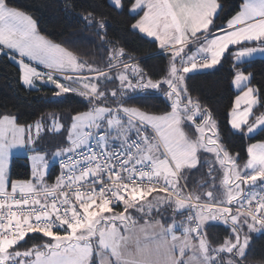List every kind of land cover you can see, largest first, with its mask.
<instances>
[{
	"label": "snow or ice",
	"instance_id": "1",
	"mask_svg": "<svg viewBox=\"0 0 264 264\" xmlns=\"http://www.w3.org/2000/svg\"><path fill=\"white\" fill-rule=\"evenodd\" d=\"M112 5L126 7L123 0ZM221 8L218 0L131 3L132 30L154 38L168 56L163 76L154 80L121 47L109 48L106 69L82 61L41 35L31 15L0 0V55L16 63L22 84L33 89L50 83L56 97L71 92L88 105L69 124L56 113L34 124L0 113V264H250V233L264 230V139L247 145L240 165V154L223 142L219 120L192 97L187 81L231 57V83L240 94L227 113L229 130L242 140L264 137V84L254 86L253 74L241 67L264 54V0H244L218 26ZM81 19L106 35L105 20L91 14ZM101 40L110 43L103 35ZM130 92H158L168 110L128 107ZM45 129L66 133L67 146L54 153L61 171L53 184L46 180L48 155L36 148ZM110 141L118 148H110ZM16 148L33 153L30 179L10 180ZM215 163L223 170L220 183L212 177L213 190L190 189L189 174L208 165L211 176ZM168 211L172 215L164 216ZM210 222H222L227 230L215 244L206 231ZM30 233L48 239L20 251Z\"/></svg>",
	"mask_w": 264,
	"mask_h": 264
},
{
	"label": "trees",
	"instance_id": "2",
	"mask_svg": "<svg viewBox=\"0 0 264 264\" xmlns=\"http://www.w3.org/2000/svg\"><path fill=\"white\" fill-rule=\"evenodd\" d=\"M132 2L133 0H123L126 7L120 10L113 7L109 0H10L12 6L32 16L41 35L71 49L81 59L94 62L96 66L106 69L109 48L121 47L134 57L132 63L152 74V79H160L168 56L159 48L157 42H153V39L142 35L138 30H132L131 25L135 22L129 15ZM242 2L243 0H218L222 8L215 19L216 25L226 24V21L239 11ZM88 14L95 16L97 20L106 21V35L97 34L94 27L85 24L81 17ZM138 18L139 16L135 17ZM102 35L105 40L110 41L109 44L102 43ZM123 60L129 62L127 56L123 57ZM230 64L231 57H227L223 59L222 66L218 65L212 70L190 74L187 83L192 97L199 98L200 103L211 109L219 120L223 142L229 151L232 154L239 153V161H244L247 159V145L264 137L257 136L256 140H242L239 136L232 135L229 130L227 113L232 108L238 93L232 87ZM241 67L246 69V73L253 74L254 86L259 87L264 84V57L249 59ZM36 89H29L23 85L19 79L16 63L0 55V113H13L18 117V122L24 124L35 121L47 111L59 112L61 116L69 119L72 114L88 108L85 99L78 94L70 92L56 97L54 95L56 90L52 87L45 85L38 87L39 90ZM129 97L126 98L127 103L136 105L144 111L158 113L168 110V101L158 92L151 95L130 92ZM9 164L10 180L30 178L27 156H14ZM49 173L48 179L52 180L56 173L52 168ZM212 177H214L213 172L211 176L208 174V165H203L199 170L189 174V188L198 189L201 193L206 192L213 183ZM202 183L204 186L199 187ZM167 213L172 215L171 211ZM152 215L154 219L160 217L159 219L164 220V216L161 217L156 213ZM177 217L182 216L177 215ZM206 231L214 244L227 235L226 226L222 222H211ZM42 238V234L30 233L21 246L39 244ZM250 238L252 240L248 257L250 264H264V233L253 234Z\"/></svg>",
	"mask_w": 264,
	"mask_h": 264
},
{
	"label": "rangeland",
	"instance_id": "3",
	"mask_svg": "<svg viewBox=\"0 0 264 264\" xmlns=\"http://www.w3.org/2000/svg\"><path fill=\"white\" fill-rule=\"evenodd\" d=\"M111 3H112V0H109ZM134 2V1H133ZM20 10V9H19ZM22 11V10H21ZM26 13V12H25ZM140 15H143V13L141 12V14ZM139 19V18H138ZM139 31V30H138ZM142 35H146V34H144V33H141ZM147 36V35H146ZM46 37V36H45ZM47 38V37H46ZM149 38H151V39H153L154 40V38H152V37H149ZM47 39H49V38H47ZM49 40H51V39H49ZM52 41V40H51ZM52 42H54V43H57L56 41H52ZM158 42V41H157ZM159 43V42H158ZM59 44V43H58ZM64 47V46H63ZM67 48V47H66ZM69 50H71V49H69ZM72 51V50H71ZM164 51V50H163ZM165 52V51H164ZM81 59V58H80ZM82 61H86V60H83V59H81ZM26 62H27V58H26ZM90 62V61H89ZM15 63V62H14ZM33 63V65L34 66H36L37 68H38V70L39 71H41V72H43V71H45V68H44V66L43 65H39L37 62H32ZM94 66H96L95 64H94ZM120 70H122V69H115V70H113V72L111 73L113 76H115ZM208 70H212V69H208ZM87 74V73H86ZM134 83H135V81H133ZM21 83H22V81H21ZM118 81H115V82H113V83H109L108 84V87L109 88H113V87H116L117 85H118ZM49 86V87H52V88H54L55 89V87H54V85H52V84H50V83H43V82H38L37 83V85H36V88H38V87H40V86ZM26 86V85H25ZM27 87V86H26ZM28 88V87H27ZM34 89V88H33ZM56 90V89H55ZM84 99V98H83ZM126 106H128V107H135V108H138L136 105L134 106V105H131V104H129V103H127L126 104ZM87 109H84V110H82V111H80V112H83V111H86ZM147 112H149V111H147ZM6 114L7 113H9V112H5ZM51 113H55V111H47L44 115H41L40 117H38L35 121H33V122H31V123H24V124H34L36 121H38V120H40L41 119V117H48V114H51ZM149 113H152V112H149ZM159 113H163V112H158L157 114H159ZM10 114H12V115H14L13 113H10ZM56 114H58V115H60L61 116V113H59V112H57ZM72 115H74V114H72ZM45 123H48V120L46 119V121H45ZM62 123H64V124H69L70 123V120L69 119H67V118H65V117H63V120H62ZM35 131V130H34ZM40 136H41V138L37 141V144H36V148H37V150L41 153V154H47L48 155V159H50V158H52V156H54V153L58 150L57 149V147H59V145L60 144H62V143H64L63 141H64V139H65V137H66V133H60V134H53V133H50V132H48L46 129L44 130V131H42L41 133H40ZM65 144V146H66V143H64ZM33 153H31V152H25V150L24 149H22V148H16V149H13L12 150V155H11V159L12 158H14V156H18V155H24V156H27V157H29V156H31ZM10 159V160H11ZM208 159L209 160H214V157L211 155V154H209L208 155ZM247 160V159H246ZM246 160H244V161H239L238 163L240 164V165H243L245 162H246ZM31 163V162H30ZM10 165V164H9ZM213 167L216 169L215 171H213V175H214V177H217L216 178V180H215V183L216 184H219L220 183V181L222 180V178H223V170L220 168V166H219V164L218 163H215V164H213ZM49 168H50V166H48V168H47V170H46V173L49 171ZM12 181H16V180H12ZM190 189H192V188H190ZM197 191H199L198 189H196ZM209 190H213L212 189V187H210V188H208L207 189V191H209ZM9 191H10V187H9ZM200 192V191H199ZM152 198V197H151ZM117 211H119V209L117 210ZM133 215V217L134 218H136V219H138L139 220V223L140 224H143L144 223V219H146V218H139V217H137V214L136 213H133L132 214ZM164 216H167V217H170V214L169 213H165L164 214ZM161 217H163V216H161ZM160 218V217H159ZM176 219L177 220H180L181 219V217H176ZM168 222H171V221H168ZM211 223V222H210ZM214 223H216V222H214ZM245 230H247V229H245ZM180 233V232H179ZM258 233H264V230H261V231H259V232H252V233H250V237L251 236H253V234H258ZM46 239H48V238H42L41 239V241H40V243L39 244H31L30 246H21L20 247V251H24V250H27V249H29V248H32L34 245H40V244H43L44 242H45V240Z\"/></svg>",
	"mask_w": 264,
	"mask_h": 264
},
{
	"label": "crops",
	"instance_id": "4",
	"mask_svg": "<svg viewBox=\"0 0 264 264\" xmlns=\"http://www.w3.org/2000/svg\"><path fill=\"white\" fill-rule=\"evenodd\" d=\"M134 1V0H133ZM243 2H244V0H243ZM242 2V3H243ZM242 3H241V5H242ZM240 5V6H241ZM240 8V7H239ZM240 10V9H239ZM235 15V14H234ZM157 44L159 45V43L157 42ZM163 51V50H162ZM257 57H264V54H261V53H256L253 57H251V58H249V59H252V58H257ZM249 59H247L246 61H248ZM245 61V62H246ZM205 70H208V69H205ZM232 87H234V89H235V91L237 90L236 88H235V86L232 84ZM238 91V93L236 94V96L237 95H239L240 94V92H239V90H237ZM235 96V97H236ZM234 101H235V99H234ZM234 104V103H233ZM115 142L116 141H110V143L109 144H115ZM66 146H67V144H66ZM65 146V144L64 143H62V144H60L59 145V147H57V149L58 148H60V147H66ZM19 156H24V155H19ZM52 157H55V156H52ZM246 160V159H245ZM31 161L28 159V163L30 164V174H31V163H30ZM9 167H10V165H9ZM9 171V170H8ZM50 172V168H49V171L46 173V180H47V182L49 183V184H53V183H55V181H56V178H55V176L53 177V179L52 180H50V179H48V177H49V173ZM30 178H31V175H30ZM29 178V179H30ZM17 181V180H16ZM244 187H246V186H244ZM156 219H159V218H156ZM160 220H162V219H160ZM180 233H179V230L177 231V235H179Z\"/></svg>",
	"mask_w": 264,
	"mask_h": 264
},
{
	"label": "built area",
	"instance_id": "5",
	"mask_svg": "<svg viewBox=\"0 0 264 264\" xmlns=\"http://www.w3.org/2000/svg\"><path fill=\"white\" fill-rule=\"evenodd\" d=\"M110 148H118V142H115V144H109ZM49 166L55 171L56 175L55 178H57L58 175H60V166L58 162V158L52 157L49 159Z\"/></svg>",
	"mask_w": 264,
	"mask_h": 264
}]
</instances>
